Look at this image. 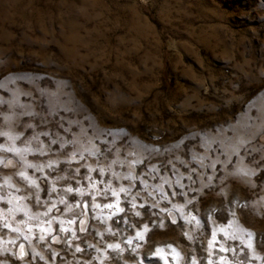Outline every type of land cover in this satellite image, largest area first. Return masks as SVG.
Listing matches in <instances>:
<instances>
[{
    "label": "rangeland",
    "instance_id": "374dc122",
    "mask_svg": "<svg viewBox=\"0 0 264 264\" xmlns=\"http://www.w3.org/2000/svg\"><path fill=\"white\" fill-rule=\"evenodd\" d=\"M0 205V264H264V0H0Z\"/></svg>",
    "mask_w": 264,
    "mask_h": 264
},
{
    "label": "snow or ice",
    "instance_id": "6c2138e0",
    "mask_svg": "<svg viewBox=\"0 0 264 264\" xmlns=\"http://www.w3.org/2000/svg\"><path fill=\"white\" fill-rule=\"evenodd\" d=\"M24 151L27 152L28 149H25ZM20 175L23 176L24 173L21 172ZM0 206H3V205H0ZM192 219L195 220L196 218L193 217ZM191 226H192V225H190V227H191ZM195 226L198 227V224L195 225ZM141 239H143V234L140 233V232H138V233L136 234V240H137V242L140 241ZM127 242H128L129 244H132V243H133V241H131V240H129V241H127ZM138 246H139V244H138ZM157 253L160 254V260L163 261V264H169L168 256L172 255V252L164 253V252H162L161 249H157ZM175 260H176V257L173 256L172 264H175ZM192 264H195V261H193Z\"/></svg>",
    "mask_w": 264,
    "mask_h": 264
}]
</instances>
